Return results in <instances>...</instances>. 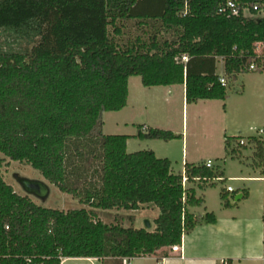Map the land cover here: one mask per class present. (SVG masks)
<instances>
[{
  "label": "trees",
  "instance_id": "trees-1",
  "mask_svg": "<svg viewBox=\"0 0 264 264\" xmlns=\"http://www.w3.org/2000/svg\"><path fill=\"white\" fill-rule=\"evenodd\" d=\"M220 3L192 0L182 16L184 0H0V32L33 45L26 53L0 50V264L151 257L180 246L195 229L201 220L189 209L204 200L194 188L184 190V177L190 184L200 179L204 187L205 179L223 174L205 163L186 164L175 174L170 160L153 151L129 154L130 137L103 133V114L127 106L131 77L147 88L185 85L187 104L226 101L218 59L227 82L249 73L264 23L222 17ZM132 22L154 32L148 40L125 42L124 29ZM137 130L134 139L140 141L183 138ZM240 140L226 138L228 155L237 152L231 150L235 141L246 147ZM249 144L254 165L264 169V140L250 137ZM6 159L30 166L89 210L45 208L17 194L3 178ZM225 191L221 199L228 209ZM145 205L160 213L153 232L97 220V211ZM203 221L215 224L216 217L208 213Z\"/></svg>",
  "mask_w": 264,
  "mask_h": 264
},
{
  "label": "crops",
  "instance_id": "crops-1",
  "mask_svg": "<svg viewBox=\"0 0 264 264\" xmlns=\"http://www.w3.org/2000/svg\"><path fill=\"white\" fill-rule=\"evenodd\" d=\"M224 74L219 76L222 77ZM138 78L139 77H131L128 81L129 95L127 106L119 112L103 114V133L105 135L117 134L118 136L130 137L127 142L128 152L130 145L132 146V141L137 140L134 139V137L137 135L138 130L136 133H133V130L135 128L137 129L138 126H143L144 130L153 128L171 131L175 135L181 132L182 135H179L183 137L181 139L183 157L181 173L184 172V166L186 164L199 165L205 163L206 165V163L211 162V160L206 161L204 159H193V157H191L190 136L195 133L193 128L198 124L201 116L204 114V111H201L202 108L219 101H199L194 104H187L185 85L147 88L142 86L141 78L140 80ZM134 82H136L137 92L131 94V83ZM139 93H150L152 97L139 98ZM178 94L181 95L182 98H177ZM180 100L182 103L181 131L175 127L174 123V115L177 113L176 106ZM261 111L262 115L264 112L262 106ZM107 117L113 119V123L109 127L106 122ZM128 130H131L132 133H126ZM251 131L253 132L255 129H251ZM226 138L233 137L227 135V131H225L221 143V154L222 152L227 154L225 149ZM256 138L262 139L260 136H256ZM151 151L155 153L157 158L169 160V157H160L156 149ZM215 159L220 160L225 159V157H215ZM246 166L245 169L247 173H243L244 175L241 177L229 179H241L238 181L244 183V186L241 189H236L237 194H229L225 191L231 205L228 209L223 206L221 193L216 194L217 205H213L215 204V200L210 192L216 191V189L210 187V184H206L204 187L197 185V187L194 188L196 197L202 198L204 203L200 207L189 209V212L199 217L201 221L196 225L193 231L183 236L181 244L183 258L180 253H174L171 248H168L159 251L156 255L151 257L129 259L128 264H260L264 255V174H262L264 169H260L254 165V163H247ZM178 174H180V172ZM43 183L48 186L50 192V185L46 182ZM191 188H193V186ZM198 188L201 191L198 190ZM245 194H247L246 198L242 197V200H236L238 195L243 196ZM29 196L31 197V195ZM211 202H213V204ZM147 210H152L153 213L156 212V217L153 219L155 222L159 217V215H157L159 210L151 205L142 206L138 211L113 210L100 212L125 217L129 225H124V227L144 229L143 227L137 226L138 219L135 213H141ZM208 213H213L215 215V224H208L203 221V218ZM155 230L156 224L154 223L148 231L153 232ZM68 262L125 264L124 259H62V264Z\"/></svg>",
  "mask_w": 264,
  "mask_h": 264
},
{
  "label": "rangeland",
  "instance_id": "rangeland-1",
  "mask_svg": "<svg viewBox=\"0 0 264 264\" xmlns=\"http://www.w3.org/2000/svg\"><path fill=\"white\" fill-rule=\"evenodd\" d=\"M124 30L126 35L123 41L125 42L128 40H134L138 36L144 40H148L149 35L154 32V30L148 25L139 28L133 22L126 26ZM32 48L33 45H29L25 41H15L10 35L0 32V50L5 52L26 53L27 51H31ZM224 73V63L220 61L217 64V74L223 75ZM138 79L140 80V77ZM136 92V82L131 83V94ZM227 92L228 99L226 101L211 103V105L202 108L201 111H204V114L201 116L198 124L193 128L195 133L190 136L191 157H193V159H204L206 161L211 160L214 169L225 174V178L224 174L220 177L224 178L225 181L214 182V188L216 191L210 192L215 200V204L211 202L213 205H217L216 194L221 193L223 189H226L229 186H232L235 189H241L244 186V183L242 182L231 181L229 179L243 176V173H247L245 169L247 167L246 164L255 163V149L253 145L249 144V138L260 136L264 140V135H261L259 132V130H264V112L261 115V106L264 111V74L259 72L241 74L236 80L228 81ZM138 97L151 98L152 94L139 93ZM177 98H182V96L178 94ZM181 105L182 103L180 100L176 106L177 113L174 115L175 127L180 131L182 123ZM106 122L109 127L113 123V119L107 117ZM251 129H255V131L252 132ZM225 131H227V135L230 137H239L244 140L246 147H240L238 145L239 141H235L231 148V150L237 151L235 154L232 152L230 155L224 152L221 154V143ZM136 132L137 129L135 128L133 133ZM126 133H132V131L128 130ZM178 135H182V133L180 132ZM153 149L157 150L160 157H169V160L172 163V171L175 174L182 172L183 157L181 140H174L169 143L164 141L142 142L136 140L132 141V146L130 145L128 153L151 151ZM0 157L5 158L2 154H0ZM215 157H225V159L217 160ZM2 174L4 181L8 185H11L15 192L21 196H29L21 184L22 180L46 182L41 174L30 166L23 163L10 162L8 159H6ZM197 185L199 184H190L189 188L192 186L193 188H196ZM198 190L200 189L198 188ZM30 198L39 206L64 212L79 210L82 208L89 210L88 207L80 205L78 200L61 193L52 185H50V192L45 198H39L36 196H31ZM155 213H153L152 210L135 213L138 219L137 226L146 229L147 222L150 225H154L155 222L153 219L156 217ZM159 214L160 213H157V215ZM97 216L98 221H102L107 225H129L127 219L121 217V215L97 211ZM65 264L90 263L68 262ZM260 264H262V262Z\"/></svg>",
  "mask_w": 264,
  "mask_h": 264
},
{
  "label": "built area",
  "instance_id": "built-area-1",
  "mask_svg": "<svg viewBox=\"0 0 264 264\" xmlns=\"http://www.w3.org/2000/svg\"><path fill=\"white\" fill-rule=\"evenodd\" d=\"M192 0H184V11L182 16H187L189 12L190 2ZM218 15L225 17L229 20L232 19H247V20H255L261 21L264 23V0H221V3L218 8ZM224 62L223 59L219 58L218 62ZM183 63L188 62L187 57L182 58ZM248 72H259L264 74V40L255 43L253 49V59L248 68ZM220 83L223 86H227L228 82L224 76L221 77ZM260 134L264 135V130H260ZM240 145L245 146L246 143L244 140H240ZM206 168L213 170L214 166L212 162L206 163ZM241 179H231V181H238ZM223 178H216L213 180H204L203 182L206 184H214V182H224ZM195 183H200V179H195ZM190 183L187 178L183 179V188L187 190L189 188ZM226 192L229 194H237V190L232 186L227 187ZM172 252L180 253L183 258L182 246H175L171 248ZM263 251H264V236H263ZM129 259H124V263L128 264ZM28 264H31L30 262ZM130 264V263H129ZM262 264H264V256L262 260Z\"/></svg>",
  "mask_w": 264,
  "mask_h": 264
},
{
  "label": "water",
  "instance_id": "water-1",
  "mask_svg": "<svg viewBox=\"0 0 264 264\" xmlns=\"http://www.w3.org/2000/svg\"><path fill=\"white\" fill-rule=\"evenodd\" d=\"M21 184L23 185L28 195L45 198L49 194V188L43 182L22 180ZM242 197V195H238L236 200L240 201L242 200ZM146 224V229L149 230L151 228V225L148 222Z\"/></svg>",
  "mask_w": 264,
  "mask_h": 264
}]
</instances>
